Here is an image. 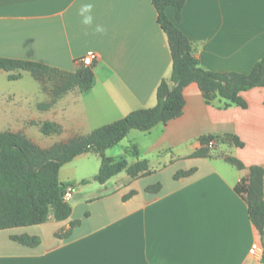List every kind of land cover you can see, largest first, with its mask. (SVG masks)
I'll return each mask as SVG.
<instances>
[{"label": "crops", "instance_id": "1", "mask_svg": "<svg viewBox=\"0 0 264 264\" xmlns=\"http://www.w3.org/2000/svg\"><path fill=\"white\" fill-rule=\"evenodd\" d=\"M88 4L91 11L81 15ZM166 13L208 69L247 73L264 57V0H185L180 19L174 6ZM85 15L92 16L91 24L83 23ZM98 25L102 33L96 32ZM89 52L99 55L91 88L82 92L75 87L55 99L48 82L23 77L28 71L0 69V132H22L45 148L87 135L133 110L156 105L157 88L170 77L173 64L153 0H0V57L75 72ZM18 72L21 78L9 79ZM183 93L180 116L150 130L132 129L105 151L115 160L125 158L128 165L147 160L151 173L132 178L123 170L101 186L113 182L118 190L157 174L160 191H147L155 184L150 183L127 198L119 195L115 206H96L89 212L88 227L80 222L64 237L78 220L75 205L113 195L77 187L72 213L59 221L53 237L30 232L31 226L0 230V264H260L264 245L236 187L252 165L264 168V86L241 92L245 106L221 96L208 101L196 82ZM43 121L59 123L62 132L43 134L38 124ZM207 135L235 136L242 144L221 141L208 156L192 157ZM93 153L100 160L95 174L74 173L62 180L68 162L60 169V180L77 186L94 178L100 153L86 152L73 161ZM226 155L244 167L229 163ZM175 165L180 166L173 170ZM192 168L190 176L175 177ZM52 224L49 219L32 226H43L44 232ZM22 234L37 235L41 243L30 247L12 239Z\"/></svg>", "mask_w": 264, "mask_h": 264}, {"label": "trees", "instance_id": "2", "mask_svg": "<svg viewBox=\"0 0 264 264\" xmlns=\"http://www.w3.org/2000/svg\"><path fill=\"white\" fill-rule=\"evenodd\" d=\"M153 2L158 11V21L167 35L173 61L170 77L164 78L157 88V104L133 110L114 122L95 128L87 135L75 136L47 148L22 132H0V230L43 224L50 215L57 221L68 219L72 213V205L65 200L64 194L69 183L60 180V169L80 154L90 151L100 153L101 165L94 179L101 184L123 170L132 178L150 174L147 160H138L128 165L125 158L115 160L106 156L105 151L123 140L132 129L150 130L160 122H168L180 116L185 105L184 88L190 83L196 82L208 101L221 96L242 106L246 102L241 97V92L264 86V57L247 73L208 69L195 55L192 42L166 13L168 6H174L176 19H180L185 0ZM93 66L83 65L75 72H70L37 61L0 57V69L4 71H28L42 84L54 82V99L75 87L82 92L90 89L94 79ZM21 76V72L12 73L9 74V79L15 80ZM38 124L45 135L59 134L63 130L59 123L52 121ZM226 138L237 145L242 144L235 136L230 135L220 137V140L224 142ZM218 139L219 136L216 135L203 136L202 147L191 156H208L211 151L209 142ZM224 158L239 169L244 167L236 157L226 155ZM194 171L195 168L180 170L175 177L190 176ZM161 187L158 182L149 185L146 190L156 193ZM236 190L244 196L249 216L264 245V168L252 165L249 175L242 179ZM79 223L80 220L72 221L70 228L62 236L69 237ZM12 239L30 247L41 243L39 236L30 234L13 235ZM260 264H264V256Z\"/></svg>", "mask_w": 264, "mask_h": 264}, {"label": "rangeland", "instance_id": "3", "mask_svg": "<svg viewBox=\"0 0 264 264\" xmlns=\"http://www.w3.org/2000/svg\"><path fill=\"white\" fill-rule=\"evenodd\" d=\"M25 78L28 79H33V77L31 76V74L28 72L27 74H25V76H23ZM54 86V82L52 81H48L46 88L47 89H51L52 91V87ZM230 138H226V141H230ZM221 142L220 137L218 140H215V145L211 146L212 148H215L217 146V144ZM112 147H116L115 145ZM116 149V148H115ZM213 150V149H212ZM99 161V162H98ZM100 163V160H98L96 154H89L81 156L80 158H77L76 160H72L71 162H69L68 164H66V166L64 167V169L62 170L61 173V178L62 180H65V177L74 173H77L79 175H81L82 173L85 174H95V171H92L93 168L98 167V164ZM74 165L78 166L77 169L74 171ZM180 165H175L173 166V170H176V168H179ZM88 178V177H87ZM159 175L155 174L153 176H147L144 177L142 179H138L136 181H134L131 185L129 186H123L120 189L117 190L115 183H110L107 186H101V184L96 181L94 178H92L91 180L89 179V182L87 183H80L77 184L76 187L81 188V187H88V191H90L89 193L92 192V194H98V195H109V194H113L109 199H102L99 200L98 202H95L94 204H89L87 201H83L80 202L79 204L75 205V212H74V218H77L78 220H80V222L82 223L81 227H88V215L90 210L96 206H101V205H107V204H112V206L117 205L114 201L118 198V200L120 199L119 195H129L130 193H132L134 191V189H139L141 188L143 185L146 184H150V183H155L157 182L159 179ZM116 182V181H115ZM97 186V187H96ZM76 196V195H75ZM76 199L74 197L73 200L70 201L71 204L75 203ZM112 202V203H111ZM106 203V204H104ZM53 223L47 228H44V232L42 230L43 226H40L41 228H34V227H39V226H31L30 228H28V230H30V232H42L45 236V239H48L50 237H53V230L55 228H59V221L56 222L57 220H55L53 218V215H50V218ZM48 219V220H49Z\"/></svg>", "mask_w": 264, "mask_h": 264}, {"label": "built area", "instance_id": "4", "mask_svg": "<svg viewBox=\"0 0 264 264\" xmlns=\"http://www.w3.org/2000/svg\"><path fill=\"white\" fill-rule=\"evenodd\" d=\"M99 59V55L95 52H89L87 53L86 55H84L82 58H81V63L84 65V66H92L94 65L95 61H97ZM215 145V140H211L209 142V146H214ZM76 192H77V187H76V184L74 183H69L66 188H65V194H64V198L66 201L70 202L71 200L74 199L75 195H76ZM256 251L255 250H252L251 251V254L252 255H255Z\"/></svg>", "mask_w": 264, "mask_h": 264}, {"label": "clouds", "instance_id": "5", "mask_svg": "<svg viewBox=\"0 0 264 264\" xmlns=\"http://www.w3.org/2000/svg\"><path fill=\"white\" fill-rule=\"evenodd\" d=\"M92 5L88 4V5H84L81 9V15H84L85 13H89L91 11ZM92 16L91 15H85L84 16V20L83 23L84 24H91L92 23ZM96 32H100L102 33L104 31V28L102 26H97L96 27Z\"/></svg>", "mask_w": 264, "mask_h": 264}]
</instances>
